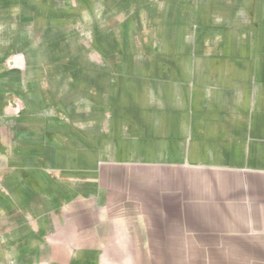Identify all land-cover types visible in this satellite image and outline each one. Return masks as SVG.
I'll list each match as a JSON object with an SVG mask.
<instances>
[{"label": "crops", "instance_id": "0c3cea01", "mask_svg": "<svg viewBox=\"0 0 264 264\" xmlns=\"http://www.w3.org/2000/svg\"><path fill=\"white\" fill-rule=\"evenodd\" d=\"M176 227L264 264V0H0V264Z\"/></svg>", "mask_w": 264, "mask_h": 264}, {"label": "rangeland", "instance_id": "374dc122", "mask_svg": "<svg viewBox=\"0 0 264 264\" xmlns=\"http://www.w3.org/2000/svg\"><path fill=\"white\" fill-rule=\"evenodd\" d=\"M145 232V237L139 234V238L146 243L77 244L68 242L72 236H58L54 229L49 245L40 248V241H33L17 252V256L26 254L27 258L17 257L12 264H46L44 259L40 261L42 256L48 258V264H250L247 239L240 238L235 243L227 239L225 254L220 253V242H216L220 241V229L149 228ZM154 238L161 242L151 243Z\"/></svg>", "mask_w": 264, "mask_h": 264}]
</instances>
